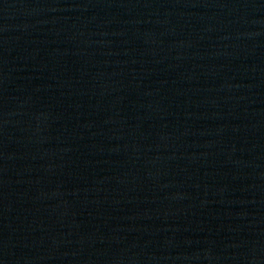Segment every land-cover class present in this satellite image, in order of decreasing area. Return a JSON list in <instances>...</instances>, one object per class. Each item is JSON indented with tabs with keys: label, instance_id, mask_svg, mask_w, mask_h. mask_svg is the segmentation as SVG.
I'll return each instance as SVG.
<instances>
[{
	"label": "water",
	"instance_id": "1",
	"mask_svg": "<svg viewBox=\"0 0 264 264\" xmlns=\"http://www.w3.org/2000/svg\"><path fill=\"white\" fill-rule=\"evenodd\" d=\"M0 264H264V0H0Z\"/></svg>",
	"mask_w": 264,
	"mask_h": 264
}]
</instances>
